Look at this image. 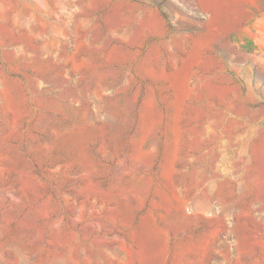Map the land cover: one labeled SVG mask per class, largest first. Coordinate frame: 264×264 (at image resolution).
<instances>
[{
    "label": "rangeland",
    "instance_id": "rangeland-1",
    "mask_svg": "<svg viewBox=\"0 0 264 264\" xmlns=\"http://www.w3.org/2000/svg\"><path fill=\"white\" fill-rule=\"evenodd\" d=\"M0 264H264V0H0Z\"/></svg>",
    "mask_w": 264,
    "mask_h": 264
}]
</instances>
